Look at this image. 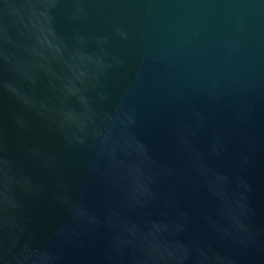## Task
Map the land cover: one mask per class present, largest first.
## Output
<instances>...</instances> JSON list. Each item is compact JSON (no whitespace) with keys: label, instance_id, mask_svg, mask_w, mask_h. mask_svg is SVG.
Returning <instances> with one entry per match:
<instances>
[{"label":"water","instance_id":"water-1","mask_svg":"<svg viewBox=\"0 0 264 264\" xmlns=\"http://www.w3.org/2000/svg\"><path fill=\"white\" fill-rule=\"evenodd\" d=\"M0 264H264V0H0Z\"/></svg>","mask_w":264,"mask_h":264}]
</instances>
